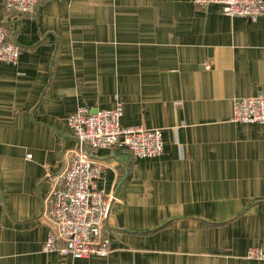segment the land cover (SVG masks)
Listing matches in <instances>:
<instances>
[{"label": "crops", "instance_id": "crops-1", "mask_svg": "<svg viewBox=\"0 0 264 264\" xmlns=\"http://www.w3.org/2000/svg\"><path fill=\"white\" fill-rule=\"evenodd\" d=\"M20 46L0 63V264H262L264 125L232 121L236 98L264 96V20L192 0H0ZM122 103V127L162 131L163 152L90 151L112 196L106 257L45 252L43 200L76 149L66 119ZM30 155V158H27Z\"/></svg>", "mask_w": 264, "mask_h": 264}, {"label": "built area", "instance_id": "built-area-1", "mask_svg": "<svg viewBox=\"0 0 264 264\" xmlns=\"http://www.w3.org/2000/svg\"><path fill=\"white\" fill-rule=\"evenodd\" d=\"M40 0H1L5 8L21 15L34 13ZM207 8L217 5L224 15L244 17L250 22L264 20V0H192ZM20 46L8 40L5 26L0 25V63L16 65ZM122 103L111 109L92 110L78 107L67 119L76 141V149L64 167L53 177L51 189L43 200L42 216L51 229L42 249L64 257L84 259L106 257L109 242L103 237V223L112 196L95 187L103 165L91 160L90 151L101 148L127 150L135 158H154L163 152L162 131L141 125L122 127ZM232 121L264 125V96L236 98L232 102ZM30 158V155H27ZM247 259L264 264V248L251 247Z\"/></svg>", "mask_w": 264, "mask_h": 264}]
</instances>
